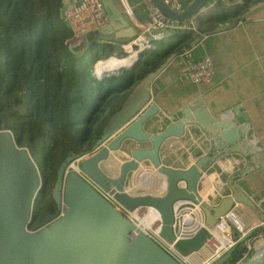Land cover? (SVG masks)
<instances>
[{
    "label": "water",
    "instance_id": "water-1",
    "mask_svg": "<svg viewBox=\"0 0 264 264\" xmlns=\"http://www.w3.org/2000/svg\"><path fill=\"white\" fill-rule=\"evenodd\" d=\"M152 1L163 13L182 19L192 13L198 15V8L206 4L207 0H190L179 11L173 10L163 0ZM101 2L109 7L108 21L95 31L92 39L94 42L85 36L70 39L66 49L71 54H78L91 44L109 49L111 52L105 57L115 58L124 53L122 43L132 34L122 30L115 32L112 21L115 8L109 0ZM72 5L73 0H60L59 13L66 26L68 22L64 12ZM214 5L218 6L219 3L216 1ZM223 11L225 7L218 12ZM236 20L232 18L197 33L133 82L119 107L103 123L100 135L93 143L92 154L79 160L78 166H70V163L81 153H70L59 162L50 187L54 207L59 211L57 214L44 213L32 228L28 224L34 194L40 185L39 172L26 147L14 141L11 123L0 115V264H181L142 227L104 197L86 177L109 190L128 209L145 205L153 207L159 214V234L169 241L174 237L173 202L186 198L198 203L203 213V225L191 237L174 241V247L179 251L200 245L207 228L212 227L234 201L242 202L250 209L255 207L251 198L253 196L244 192L237 182L232 183L231 178L239 179L254 167L262 165L263 160L247 163L241 170L237 169L228 180L229 192L213 202L201 194V171L212 160L215 161L211 153L197 154L189 164L181 167L165 164L159 157V146L165 138L181 135L186 126L195 132H202L211 140L216 156L239 153L244 157H262L263 151L247 133L249 122L245 117L244 121L238 122L236 117L229 118V113L222 115L211 112L202 98L197 97L183 104L180 116L163 124L159 130L149 131L144 128V123L158 112V105L151 101V81L168 60L193 46L203 35L227 28ZM169 31L164 30V34ZM145 50H138L129 64H121L113 69L104 66L98 69L96 75L133 67ZM158 122L160 118L157 116L151 125H158ZM126 139L146 141L149 144L128 147L126 158L119 161L117 173L111 176L100 166V162L106 160L111 151L118 149ZM144 160L164 174L166 186L163 193L129 194L123 188L127 172ZM259 216L263 218L264 215ZM142 221L143 218L140 219ZM241 249V244H238L234 250H226L209 264H230L228 256L233 254L237 257Z\"/></svg>",
    "mask_w": 264,
    "mask_h": 264
},
{
    "label": "trees",
    "instance_id": "trees-1",
    "mask_svg": "<svg viewBox=\"0 0 264 264\" xmlns=\"http://www.w3.org/2000/svg\"><path fill=\"white\" fill-rule=\"evenodd\" d=\"M59 5L60 0H0V115L11 123L14 141L26 147L40 178L30 227L54 207L50 187L59 162L93 148L99 136L93 134L105 121V102L119 97L110 112L116 110L133 82L157 66L168 48L158 43L133 67L97 76L93 63L106 53L92 44L78 54L67 51L71 33ZM251 255L241 261L264 264V254Z\"/></svg>",
    "mask_w": 264,
    "mask_h": 264
},
{
    "label": "crops",
    "instance_id": "crops-1",
    "mask_svg": "<svg viewBox=\"0 0 264 264\" xmlns=\"http://www.w3.org/2000/svg\"><path fill=\"white\" fill-rule=\"evenodd\" d=\"M138 1L109 0L115 8L112 21L116 33L122 30L134 35L141 29L145 20V12ZM180 1L182 6H185L190 0ZM216 1L219 3L218 6L214 5ZM100 3L107 15L105 21L107 22L109 7L102 4L101 0ZM223 7H225V12H218ZM197 12L198 15L196 14L194 20L196 30L170 29L162 39L156 40L154 46L158 43L163 47L168 46L161 62L165 56L178 49L182 43L194 38L197 33L206 31L220 22L236 18L233 25L203 35L191 46L195 56L202 53L209 55L213 66V76L209 81H191L181 68L180 56L173 55L151 81V101L158 105V112L144 123V128L149 131L159 130L163 124L180 116V107L183 104L198 97L202 98L206 108L211 112L221 113L228 109L230 110L229 118L236 117L238 122L244 121L243 117H245L249 122L247 133L252 136V142L259 146L264 154V0H214L204 4L203 9ZM94 33L95 31L90 32L85 37L92 40ZM97 52L107 55L111 51L99 46ZM152 59H150L151 62L158 60L157 58ZM157 116L160 122L158 125H151ZM148 144L146 141L126 139L118 149L111 151L108 159H125L128 147ZM199 146L205 147L207 152L211 153V157H218L214 155L216 150L212 147L211 140L206 138L202 132H195L186 126L181 135L165 138L159 146V157L165 164L174 167L185 166L190 163L192 156L198 154ZM233 155L236 158L233 160L240 170L244 165L251 164L253 161L263 160V164L254 167L237 180L231 178L232 167L228 168L227 172L223 171L220 177L222 180L217 183L220 185L219 192L213 191L209 198L214 202L217 196L227 194L229 192L228 180L231 178L232 183L237 182L244 192L259 200L253 211L261 218L259 215H264V155L259 158L244 157L239 153H233ZM108 159L101 162L108 161ZM228 160L226 157L224 168L229 166ZM219 161L220 157L216 158L215 164L220 167ZM142 162L148 163L146 160ZM211 169L214 170L212 167ZM107 171L110 174L113 172ZM259 252L264 254V249H259ZM260 254L251 255V257ZM232 256L233 254L228 256L229 261L233 260H231Z\"/></svg>",
    "mask_w": 264,
    "mask_h": 264
},
{
    "label": "built area",
    "instance_id": "built-area-1",
    "mask_svg": "<svg viewBox=\"0 0 264 264\" xmlns=\"http://www.w3.org/2000/svg\"><path fill=\"white\" fill-rule=\"evenodd\" d=\"M163 1L176 11H179L183 7L180 0ZM213 1L214 0H207L206 2L209 3ZM138 2L144 8L145 20L141 29L122 43V49L125 53L123 57H135L138 50L153 47L156 40H160L164 37V30L166 29L196 30L194 22L196 17L195 13L182 19H176L163 13L152 0H139ZM202 9L203 6L198 10L200 11ZM64 17L68 22L71 33L67 42L74 37L85 36L90 32L96 31L107 20V15L101 6L100 0H73V5L65 10ZM178 55L180 56L181 68L188 79L193 82L211 80L213 76V66L207 53L195 56L192 47H189L185 48ZM98 61H100V59L96 60L92 66V72L95 75L98 72ZM226 113H230V110L226 109L221 112L222 115ZM88 152L90 151L81 153L79 157L71 161L70 166L71 164L77 165L78 159ZM206 153L210 152H207L205 147H198V154ZM195 157L196 156H192L191 161ZM218 157H220V168H224L227 157L229 159L227 164L231 165L233 163L234 166H236L231 171L232 175L235 174L238 169L237 163L233 160L235 156L228 154L219 155ZM216 158H214L215 161ZM138 164L140 165L139 167L136 166L137 168L135 167L127 172L123 185L125 191L129 194L163 193L166 186L164 174L150 163L145 164L140 161ZM68 166L66 169L69 168ZM209 166L210 164L201 171L203 174L201 188L204 186L206 174H211L206 173V171L217 172L216 170L208 171ZM77 171L84 176L86 175L80 169H77ZM152 171H155L159 176L152 177ZM211 177L212 174L210 180ZM86 178L104 197L142 227L148 235L181 264H209L221 256L226 250H233L238 244H241L242 249L238 256L235 257L236 259L230 261V264H237L247 254H254L258 247L264 248V217L259 218L253 209L248 208L242 202L234 201L227 211L216 220L214 225L207 228V232L200 245L192 249L179 251L174 247V241L191 237L196 230L203 225V213L198 203L186 198H179L173 202L172 232L174 237L173 240L169 241L159 234V214L153 207L145 205L128 209L119 203L109 190L103 188L91 178ZM212 186L213 182L211 181V186L206 192H208ZM219 187L220 185L216 188L217 192H219ZM206 192L204 193L205 197ZM251 198L255 205L258 204L259 200L253 197ZM141 218H143L142 222H140Z\"/></svg>",
    "mask_w": 264,
    "mask_h": 264
},
{
    "label": "rangeland",
    "instance_id": "rangeland-1",
    "mask_svg": "<svg viewBox=\"0 0 264 264\" xmlns=\"http://www.w3.org/2000/svg\"><path fill=\"white\" fill-rule=\"evenodd\" d=\"M87 35V34H86ZM85 35V36H86ZM156 42V41H155ZM154 42V43H155ZM118 101H119V97H110L106 102H105V105H104V113H103V115L105 116V120H106V118H107V116L111 113L110 111H112L114 108H115V106L118 104ZM110 112V113H109ZM105 122V121H104ZM99 133H100V131H99ZM98 133V129L97 130H95V132H94V136L96 135V134H98V135H100ZM97 135V136H98ZM110 157V156H109ZM108 157V158H109ZM107 158V159H108ZM117 159H119V158H117ZM120 160H122V159H120ZM120 160H115V159H108V161H104V162H100V165H102V167H103V169L108 173V174H110L107 170H109V171H113V172H111L112 174L111 175H115L116 173H117V171H118V164H119V161ZM103 161V160H102ZM69 163V162H68ZM108 163V164H107ZM216 161H214V160H212V164L210 163V166H209V170L208 171H212L213 169H211V167L212 168H214V170H216L217 172H207L206 171V173H211L212 174V177H211V180H210V176H211V174H206V178H205V182H204V186H203V188H201V194L202 195H204V193L206 192V190H208V188L211 186V181L213 182V186H212V188L206 193V196H207V198L208 199H210L209 197L211 196V194L213 193V191L214 192H217V190H216V188H217V186H218V181L219 180H222L220 177H221V173L224 171V172H227V170H228V168H235V166H234V164L232 163L231 165H229L228 167H225V168H220L219 166H217L216 164ZM107 164V165H106ZM114 164H115V166H114ZM110 165V166H109ZM113 165V166H112ZM212 165V166H211ZM112 169V170H111ZM239 172V171H238ZM220 182V181H219ZM217 198H218V196H217ZM212 201V200H211ZM259 248V247H258ZM238 264H244L242 261H239L238 262Z\"/></svg>",
    "mask_w": 264,
    "mask_h": 264
},
{
    "label": "bare ground",
    "instance_id": "bare-ground-1",
    "mask_svg": "<svg viewBox=\"0 0 264 264\" xmlns=\"http://www.w3.org/2000/svg\"><path fill=\"white\" fill-rule=\"evenodd\" d=\"M133 58H134V56L132 57V56H126V57H123V58H111L110 57V59H108L107 61H103V62H101V60L100 61H98V63H100L99 64V66H100V68H104V66L105 67H107V68H111V69H113L114 67H117L118 65H121V64H129L130 62H132V60H133ZM98 63H97V65H98ZM250 139L251 140H253L252 139V136H250ZM97 147V146H96ZM96 150V149H95ZM91 152V151H90ZM90 152H88V153H86L85 155H83L82 157H80L79 159H78V161L79 160H81L82 158H84L85 156H87V155H90V154H92V152L90 153ZM77 165H78V163H77ZM74 166H75V164H74ZM140 165L138 164L137 165V167H139ZM77 167V166H76ZM136 167V168H137ZM208 175V174H207ZM151 176L153 177V176H159V175H157L156 173H155V171H152V173H151Z\"/></svg>",
    "mask_w": 264,
    "mask_h": 264
},
{
    "label": "clouds",
    "instance_id": "clouds-1",
    "mask_svg": "<svg viewBox=\"0 0 264 264\" xmlns=\"http://www.w3.org/2000/svg\"><path fill=\"white\" fill-rule=\"evenodd\" d=\"M207 3V2H206ZM204 6V5H203ZM183 8V7H182ZM199 9V8H198ZM196 15V14H195ZM150 48H152V47H150ZM147 49H149V48H147ZM125 55V53H123L121 56H117V57H115V58H121V57H123ZM136 57V56H135ZM107 59H109V57H104V58H100V60H107ZM97 60H99V59H97ZM98 146V145H97ZM89 151H91V150H89ZM84 153V152H83ZM260 249H264V248H261V247H259ZM254 252V251H253ZM250 254H252V253H249V255ZM255 254H260V252H259V249L258 250H256V252L254 253V254H252V255H255ZM246 257V256H245ZM242 260V259H241Z\"/></svg>",
    "mask_w": 264,
    "mask_h": 264
},
{
    "label": "flooded vegetation",
    "instance_id": "flooded-vegetation-1",
    "mask_svg": "<svg viewBox=\"0 0 264 264\" xmlns=\"http://www.w3.org/2000/svg\"><path fill=\"white\" fill-rule=\"evenodd\" d=\"M109 175H111V174H109ZM111 176H112V175H111ZM58 211H59V210H58ZM58 211H56L55 207H51V210L46 211V212H51V213H53V214H57ZM41 217H42V216H41ZM41 217H40V218H41ZM40 218L37 219L36 221H34V224H35L36 222H38V221L40 220ZM34 224H33V226H34ZM33 226H31V228H32ZM28 227H30V226H28ZM36 227H37V226H35L34 228H36Z\"/></svg>",
    "mask_w": 264,
    "mask_h": 264
}]
</instances>
